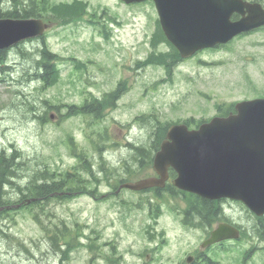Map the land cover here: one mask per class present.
Returning a JSON list of instances; mask_svg holds the SVG:
<instances>
[{"label":"rangeland","instance_id":"rangeland-1","mask_svg":"<svg viewBox=\"0 0 264 264\" xmlns=\"http://www.w3.org/2000/svg\"><path fill=\"white\" fill-rule=\"evenodd\" d=\"M86 1L90 5L91 16H96V10L99 12L97 17H102L101 22L113 17L121 25L110 22L112 35L109 39L105 38L100 27L87 23L52 28L48 36L51 50L66 58L76 57L87 64V71L81 79L74 63L67 61L60 65L62 79L57 86L48 90L37 89L39 84L32 76L35 60L22 56L17 49L9 50L6 66H11L12 70L6 68L0 77L3 80L0 82V152L9 155L18 153L21 165L14 175V185L6 190L11 200L3 212L5 217L10 211L15 213L22 204L28 203H20L19 188L22 187L23 193L28 194L25 187L33 177L40 174L48 176L45 174L46 165L53 170H62L75 164L76 160L69 155L66 145L69 134L74 136L80 147L90 148L85 138L86 119L74 117L58 124L60 114L47 106L46 101L78 104L83 99V90L90 88L100 95L115 87L121 79L128 78L129 90L119 100L118 110L105 123L95 126L96 130L108 127L110 134L119 139V151L115 156L114 153H110L111 157L108 154L109 161L118 166V170L121 168L119 163L131 157L126 143L149 144L151 141L150 126L134 123L137 116L155 110L163 121L190 117L209 119L216 116L217 103H232L264 94V30L236 38L228 47L204 51L195 59L181 63L175 70L173 83H166L163 82L167 77L163 69L152 67L141 70L136 67V62L145 59L150 51L149 40L158 17L155 7L149 2L127 6L120 0ZM104 9H107V14L103 13ZM35 47L40 46L36 44ZM66 111V108H61V114H66ZM41 114H53L54 119L43 124L35 118ZM112 118L119 122V132ZM102 167L106 166H97L98 171ZM117 172L107 170L102 175H116ZM100 188L103 194L109 191L107 184ZM122 194L127 200L145 198L125 191ZM226 207L227 215L233 221L251 228L256 223L237 205H233L232 209L229 205ZM119 209L121 206L114 200L95 204L86 196L47 207L56 215L55 222L65 219L73 226L78 221L87 225L83 227L86 234H91L93 229L96 231L93 237L95 247L99 249L92 251L91 248H84L72 252L68 262L65 261V254L53 249L43 229L31 216L19 215L15 222L0 219V264H108L101 255L112 254V246L106 243H115L118 254L113 255L120 257L121 254V260H126L127 264L140 262L138 254L146 249L149 252L145 253L143 260L154 264H177L183 254L200 241L167 217L159 226L165 230L168 243L157 249L156 243H149L151 238L147 225L150 219L146 210L119 213ZM251 244L252 240H247L241 245H232L235 250L222 253L219 264H244L241 251L249 249ZM258 246L264 247V243ZM237 258L241 263L236 262ZM245 264H264V250H255Z\"/></svg>","mask_w":264,"mask_h":264},{"label":"water","instance_id":"water-1","mask_svg":"<svg viewBox=\"0 0 264 264\" xmlns=\"http://www.w3.org/2000/svg\"><path fill=\"white\" fill-rule=\"evenodd\" d=\"M154 1L166 36L183 57L264 24L262 7L243 0ZM234 12L243 18L232 22ZM44 29L41 20H0V49L40 35ZM236 109V115L215 118L198 130L172 126L154 161L161 178L125 187L163 186L168 168L173 167L179 173L175 184L211 199L241 200L256 214H264V99L239 103ZM238 236L235 228L221 224L207 244Z\"/></svg>","mask_w":264,"mask_h":264},{"label":"trees","instance_id":"trees-1","mask_svg":"<svg viewBox=\"0 0 264 264\" xmlns=\"http://www.w3.org/2000/svg\"><path fill=\"white\" fill-rule=\"evenodd\" d=\"M10 4V5H9ZM87 3L79 0L74 1L72 3H62L56 5L52 3L50 0H0V18L4 17H15V18H29V17H42L48 16L49 13H53L57 17H62L63 22L69 23L72 22L74 19H83L84 16L88 13L87 11ZM159 42H167L162 30L158 26L157 33L155 34V38L152 42L153 46L156 47ZM44 51L42 52V58L40 60H36L35 64L37 66L36 75H40L43 82L44 87L42 89H48L51 86L56 85V83L60 80L61 73L60 69L54 63L55 61L59 60L60 57L57 55H52L50 49L46 44H44ZM6 55L4 51H0V66L2 67L6 60ZM152 59L166 65L169 71H171V67L174 64L176 59H179V54L177 51L172 47V51L170 53H153ZM61 60V59H60ZM122 92V86L119 87V96ZM73 107V106H72ZM83 112V110L75 111V113ZM154 120L151 123V128H153L154 133L153 139L148 146L147 144H142L141 146H131V157L128 160V163H140L141 167L148 168L152 164L153 156L155 151L158 149L161 140L165 137L167 126L161 123L156 115L151 116ZM187 124H190L189 121H186ZM74 155L84 161V154H76ZM14 157L8 156L5 153H0V207L7 205L8 203V193L4 188H8L10 185H14L13 179L15 178L14 175L16 170L19 168L18 163ZM86 162V158H85ZM49 180L47 177L43 175L41 181L43 183L38 184L37 179L38 176L31 179L29 185L26 187L27 189V196L28 198H33L34 202L30 207V212L42 209L45 211L46 204L51 200V195L53 194L57 197L58 193L68 191V190H82L86 191L88 187V183L77 175H73V173L69 172H61L59 174L56 171L47 170ZM129 174L132 175V171H129ZM29 179V178H28ZM36 179V180H35ZM75 180V181H74ZM88 181V180H87ZM78 182V183H77ZM20 189V188H19ZM22 189H20V193H22ZM58 199H71L70 197L63 196L59 197ZM42 202V203H41ZM203 203L199 205L201 208L197 210V213H194V218L196 220H203L206 223H209V218L212 213H208V210L213 209V203L208 200L202 199ZM208 206V207H207ZM207 207V208H206ZM196 211V209H194ZM218 211H214V213H218ZM41 213H43L41 211ZM191 213V212H190ZM208 213V216H207ZM52 217V215H51ZM213 218V217H212ZM211 218V219H212ZM62 221H60L61 223ZM63 227H60L59 224L50 225L47 229L49 233H51V241L53 243L54 248L60 250L58 243H60L62 238H67V236H71L74 240L76 239L79 228L75 231V233H69L66 229L67 225L62 224ZM258 228L260 232L264 233V225L262 223H258ZM92 246V245H91ZM68 258V254L65 255Z\"/></svg>","mask_w":264,"mask_h":264},{"label":"bare ground","instance_id":"bare-ground-1","mask_svg":"<svg viewBox=\"0 0 264 264\" xmlns=\"http://www.w3.org/2000/svg\"><path fill=\"white\" fill-rule=\"evenodd\" d=\"M6 69V68H5ZM32 69L34 70V72L32 73V76H33V78H34V80H38V79H40L41 78V76L40 75H36V72H38L37 71V66H36V64H34L33 65V67H32ZM8 70H12V68H10V69H8ZM5 71V70H4ZM4 71H2L1 69H0V77H1V74L2 73H4ZM10 72V71H9ZM0 153H5L6 155H8V156H11V157H14L15 155H16V157H15V159H16V162L18 163V166H20L21 165V163H20V158H21V156L18 154V153H14V154H12V155H9V154H7L6 152H4V151H1ZM92 168V170L93 171H95V172H97L99 175H102V173H105V171H107V170H109L107 167H102V170L101 171H98V169H97V166H92L91 167ZM43 175L44 174H40V175H37L39 178L37 179V181H39V182H37L38 184H41V183H43L42 181H41V178L43 177ZM45 176V175H44ZM14 177H16V176H14ZM36 177V176H35ZM45 177H47V180H49V178H48V176H45ZM34 178V177H33ZM36 180V179H35ZM16 181V178H14L13 179V183ZM31 181V180H30ZM29 181V182H30ZM75 181V180H74ZM78 183V182H77ZM28 185H29V183H28ZM27 185V186H28ZM11 186V185H10ZM26 186V187H27ZM25 187V188H26ZM9 188V187H8ZM8 188H4V190H7ZM20 189H22V187H20ZM20 189H19V191H20ZM27 189V188H26ZM22 191H23V189H22ZM27 191V190H26ZM7 192V191H6ZM9 194V193H8ZM21 194V197H20V203H23V202H31V204H32V202H34L33 200H31V199H33V198H28V196H27V194H24L23 192L22 193H20ZM26 197V200L25 201H23V197ZM10 200H11V197H9L8 198V203H7V205H4V206H2V207H0V211H1V214L2 215H4V214H6V213H3L4 211H6V209L8 208V206H9V202H10ZM42 203V202H41ZM207 216H208V213H207ZM2 221V220H1ZM204 222V221H203ZM3 233L4 234H6L5 233V231H3Z\"/></svg>","mask_w":264,"mask_h":264}]
</instances>
